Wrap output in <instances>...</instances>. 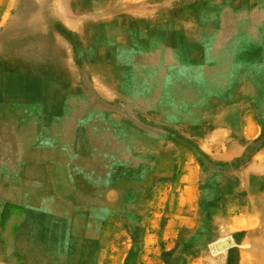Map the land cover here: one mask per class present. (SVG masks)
<instances>
[{
  "label": "rangeland",
  "instance_id": "obj_1",
  "mask_svg": "<svg viewBox=\"0 0 264 264\" xmlns=\"http://www.w3.org/2000/svg\"><path fill=\"white\" fill-rule=\"evenodd\" d=\"M263 44L264 0H0V264H44L10 251L21 223L50 264H236L262 226Z\"/></svg>",
  "mask_w": 264,
  "mask_h": 264
},
{
  "label": "bare ground",
  "instance_id": "obj_2",
  "mask_svg": "<svg viewBox=\"0 0 264 264\" xmlns=\"http://www.w3.org/2000/svg\"><path fill=\"white\" fill-rule=\"evenodd\" d=\"M45 1V0H44ZM80 1V0H79ZM242 1V0H241ZM37 2V1H36ZM113 2V1H112ZM217 2V1H216ZM236 2V1H235ZM82 3H83V1H82ZM99 3V2H98ZM105 3V2H104ZM15 4V3H14ZM99 4H101V3H99ZM85 5H86V2H85ZM153 5V4H152ZM3 6V5H2ZM9 6H10V4H9ZM16 6H18V5H16ZM35 6H36V3H35ZM104 6V5H103ZM220 6V5H219ZM233 6V5H232ZM231 6V7H232ZM262 6V5H261ZM180 7V6H179ZM182 7V6H181ZM200 7V6H199ZM246 7V6H245ZM263 7V6H262ZM6 8V7H5ZM15 8V7H14ZM17 8V7H16ZM82 8V7H81ZM233 8H234V6H233ZM241 8V7H240ZM200 10V9H199ZM212 10V9H211ZM214 10V9H213ZM216 10V9H215ZM214 10V11H215ZM26 11V10H25ZM39 11V10H38ZM45 11V10H44ZM83 11H84V9H83ZM132 11V10H131ZM149 11H154V10H149ZM156 11V10H155ZM210 11V10H209ZM234 11V10H233ZM243 11V10H242ZM32 12V11H31ZM257 12V11H256ZM263 12V11H262ZM21 13V12H20ZM28 13V12H27ZM85 13H86V11H85ZM113 13V12H112ZM148 14V13H147ZM188 14V13H187ZM191 14V13H190ZM5 15V14H4ZM23 15V14H22ZM21 15V16H22ZM25 15V14H24ZM46 15V14H45ZM140 15V14H139ZM141 15H142V13H141ZM161 15H163V14H161ZM261 15V14H260ZM36 16V15H35ZM145 16V15H144ZM169 16V15H168ZM187 16V15H186ZM216 16V15H215ZM234 16V15H233ZM258 16H259V14H258ZM13 17V16H12ZM32 17V16H31ZM99 17V16H98ZM102 17V16H101ZM160 17H162V16H160ZM23 18V17H22ZM164 18V17H163ZM169 18V17H168ZM240 18V17H239ZM12 19V18H11ZM20 19V18H19ZM140 19V18H139ZM13 20V19H12ZM161 20V19H160ZM171 20V19H170ZM26 21H27V19H26ZM26 21H24V22H26ZM88 21V20H87ZM119 21H121V20H119ZM127 21V20H126ZM134 21V20H133ZM145 21V20H144ZM180 21V20H179ZM187 21V20H186ZM251 21V20H250ZM20 22H21V20H20ZM39 22V21H38ZM115 22V21H114ZM113 22V23H114ZM116 22L118 23V21L116 20ZM115 22V23H116ZM135 22V21H134ZM137 22V21H136ZM184 22H185V20H184ZM34 23V22H33ZM112 23V24H113ZM116 23V24H117ZM132 23V22H131ZM141 23H144V22H141ZM148 23V22H147ZM154 23V22H153ZM224 23V22H223ZM10 24V23H9ZM35 24V23H34ZM105 23H103V25H104ZM152 24V23H151ZM157 24V23H156ZM48 25V24H47ZM55 25V24H54ZM98 25V24H97ZM103 25H102V27H103ZM145 25H146V23H145ZM177 25V24H176ZM210 25V24H209ZM208 25V26H209ZM42 26V25H41ZM58 26H59V24H58ZM96 26V25H95ZM118 26V25H117ZM120 26V25H119ZM122 26V25H121ZM120 26V27H121ZM140 26V25H139ZM152 26V25H151ZM193 26V25H192ZM210 26H212V25H210ZM209 26V27H210ZM216 26V25H215ZM226 26V25H225ZM15 27V26H14ZM16 27H17V25H16ZM97 27V26H96ZM165 27V26H164ZM181 27V26H180ZM196 27V26H195ZM213 27V26H212ZM224 27V26H223ZM13 28V27H12ZM61 28V27H60ZM149 28V27H148ZM153 28V27H152ZM217 28V27H216ZM22 29V28H21ZM27 29V28H26ZM33 29V28H32ZM160 29V28H159ZM174 29V28H173ZM194 29V28H193ZM215 29V28H214ZM102 30V29H101ZM139 30V29H138ZM166 30V29H165ZM164 30V31H165ZM227 30V29H226ZM36 31H38V30H36ZM133 31V30H132ZM147 31V30H146ZM193 31H195V30H193ZM101 32V31H100ZM184 32V31H183ZM182 32V33H183ZM29 33V32H28ZM147 33V32H146ZM165 33H166V31H165ZM213 33V32H212ZM26 34V33H25ZM101 34V33H100ZM153 34V33H152ZM151 34V35H152ZM174 34V33H173ZM172 34V35H173ZM179 34V33H178ZM40 35V34H39ZM118 35V34H117ZM180 35V34H179ZM178 35V36H179ZM36 36H37V34H36ZM48 36V35H47ZM95 36V35H94ZM105 35L103 34V38H105L104 37ZM156 36V35H155ZM256 36V35H255ZM20 37V36H19ZM29 37V36H28ZM120 37V36H119ZM215 37V36H214ZM24 38V37H23ZM138 38V37H137ZM178 38V37H177ZM30 39V38H29ZM32 39V38H31ZM117 39V38H116ZM172 39H174V37H172ZM176 39V38H175ZM17 40V39H16ZM50 40H52V38L50 39ZM95 40V39H94ZM142 40V39H141ZM179 40V39H178ZM182 40V39H181ZM25 41V40H24ZM174 41V40H173ZM77 42V41H76ZM92 42V41H91ZM94 42V41H93ZM92 42V43H93ZM119 42V41H118ZM123 42V41H122ZM175 42V41H174ZM88 43V42H87ZM141 43V42H140ZM177 43V42H176ZM17 44H19V43H17ZM21 44V43H20ZM123 44H125V43H123ZM53 45V44H52ZM95 45V44H94ZM190 45V44H189ZM264 45V44H263ZM88 46V45H87ZM90 46V45H89ZM124 46V45H123ZM192 46V45H191ZM197 46V45H196ZM92 47V46H91ZM99 47H101V46H99ZM125 47V46H124ZM195 47V46H194ZM193 47V48H194ZM54 48V47H53ZM104 49V48H103ZM93 50V49H92ZM98 50V49H97ZM208 50V49H207ZM54 51V50H53ZM190 51H194V50H190ZM214 51V50H213ZM95 52V51H94ZM97 52V51H96ZM182 52V51H181ZM180 52V53H181ZM211 52V51H210ZM264 52V51H263ZM186 53H188V52H186ZM190 53V52H189ZM194 53V52H193ZM257 53H259V52H257ZM261 53V52H260ZM260 53H259V56H260ZM82 54V53H81ZM84 54V53H83ZM97 54V53H96ZM191 54V53H190ZM254 54V53H253ZM107 55V54H106ZM179 55V54H178ZM183 55V54H182ZM59 56H60V54H59ZM85 56V55H84ZM255 56V55H254ZM262 56V55H261ZM264 56V55H263ZM75 57V56H74ZM95 57V56H94ZM96 57H98V55L96 56ZM105 57V56H104ZM57 58H58V56H57ZM106 58H108V57H106ZM210 58V57H209ZM261 58V57H260ZM121 59V58H120ZM264 59V58H263ZM59 60V59H58ZM93 60H94V58H93ZM57 61V60H56ZM98 61V60H97ZM139 61V60H138ZM198 61V60H197ZM137 62V61H136ZM190 62V61H189ZM189 62H187V63H189ZM211 62V61H210ZM67 63V62H66ZM186 63V64H187ZM43 64V63H42ZM47 64V63H46ZM52 64V63H51ZM107 64H108V62H107ZM189 65V64H188ZM200 66V65H199ZM58 67V66H57ZM121 67V66H120ZM91 68V67H90ZM113 68V67H112ZM114 69V68H113ZM127 69V68H126ZM58 70V69H57ZM98 71H100L99 69H97ZM117 70V69H116ZM106 71V70H105ZM109 71V70H108ZM112 71V70H111ZM171 71V70H170ZM57 72V71H56ZM125 72V71H124ZM4 73V72H3ZM196 73V72H195ZM243 73V72H242ZM5 74V73H4ZM170 74V73H169ZM175 74H176V72H175ZM1 75V74H0ZM104 75V74H103ZM195 75V74H194ZM59 76V75H58ZM112 76V75H111ZM121 76V75H120ZM124 76V75H123ZM127 76V75H126ZM175 76V75H174ZM182 76V75H181ZM3 77V76H2ZM113 77V76H112ZM195 78V77H194ZM1 79V78H0ZM42 79V78H41ZM175 79V78H174ZM188 79V78H187ZM192 79V78H191ZM237 79V78H236ZM177 80V79H176ZM190 80V79H189ZM204 80V79H203ZM43 81V80H42ZM114 81V80H113ZM123 81V80H122ZM178 81V80H177ZM242 81V80H241ZM240 81V82H241ZM4 82V81H3ZM36 82V81H35ZM169 82V81H168ZM176 82V81H175ZM174 82V83H175ZM180 82V81H179ZM64 83V82H63ZM190 83V82H189ZM4 84V83H3ZM112 84V83H111ZM121 84H123V83H121ZM177 84V83H176ZM181 84V83H180ZM184 84H186V83H184ZM5 85V84H4ZM40 85V84H39ZM46 85V84H45ZM189 85V84H188ZM7 86H9V85H7ZM40 86H42V85H40ZM119 86V85H118ZM125 86V85H124ZM183 86V85H182ZM235 86V85H234ZM1 87V86H0ZM10 87V86H9ZM16 87V86H15ZM33 87H34V85H33ZM37 87V86H36ZM44 87V86H43ZM236 87V86H235ZM237 88V87H236ZM242 88V87H241ZM249 88V87H248ZM13 89H14V87H13ZM20 89V88H19ZM22 89V88H21ZM27 89H28V87H27ZM41 89V88H40ZM129 89V88H128ZM195 88H193L192 90H194ZM42 90V89H41ZM127 90V89H126ZM166 90H168V88H166ZM236 90V89H235ZM29 91H30V89H29ZM120 91H124V88H123V90H120ZM119 92V91H118ZM126 92V91H125ZM128 92V91H127ZM204 92V91H203ZM250 92V91H249ZM3 93V92H2ZM38 93V92H37ZM169 93V92H168ZM173 93V92H172ZM196 93V92H195ZM241 93V92H240ZM40 94V93H39ZM129 94V93H128ZM204 94H205V92H204ZM192 95V94H191ZM202 96V95H201ZM37 98H39L38 96H37ZM36 98V99H37ZM3 99V98H2ZM205 100V99H204ZM25 101H26V99H25ZM27 101H28V99H27ZM30 102H31V99H30ZM217 102V101H216ZM10 103V102H9ZM28 103V102H27ZM3 104V103H2ZM7 104H8V102H7ZM22 104V103H21ZM65 104V103H64ZM3 105H5V104H3ZM24 105V104H23ZM63 105V104H62ZM6 106V105H5ZM221 106V105H220ZM70 107H71V105H70ZM74 107V106H73ZM214 107V106H213ZM68 108V107H67ZM5 109H8V106H7V108L5 107ZM194 109V108H193ZM197 109V108H196ZM200 110H201V108H199ZM202 109H204V107L202 108ZM67 110V109H66ZM223 111V110H222ZM195 112V111H194ZM198 112V111H197ZM183 113V112H182ZM224 113V112H223ZM196 115H197V113H196ZM217 115V114H216ZM147 116V115H146ZM223 116V115H222ZM251 116V115H250ZM253 116V115H252ZM243 117V116H242ZM197 118V117H196ZM249 119V118H248ZM158 120V119H157ZM195 121V120H194ZM197 121V120H196ZM230 121V120H229ZM250 121H252V120H250ZM219 123V122H218ZM241 125H242V123H241ZM229 126V125H228ZM247 126H248V124H247ZM247 128V127H246ZM248 129H249V127H248ZM247 130V129H246ZM245 130V131H246ZM241 132V131H240ZM217 133V132H216ZM244 133V132H243ZM246 133V132H245ZM232 134V133H231ZM241 134V133H240ZM246 135V134H245ZM238 135H236V137H237ZM235 137V138H236ZM241 137V136H240ZM230 140V139H229ZM228 141V140H227ZM238 142V141H237ZM226 143V142H225ZM229 144V143H228ZM236 144V143H235ZM240 144V143H239ZM260 144V143H259ZM263 144V143H262ZM261 144V145H262ZM232 145V144H231ZM264 145V144H263ZM262 145V146H263ZM229 146V145H228ZM254 146H255V144H254ZM79 147V146H78ZM222 147V146H221ZM244 147V146H243ZM227 148V147H226ZM256 148V147H255ZM259 148V147H258ZM251 151V150H250ZM248 152V151H247ZM255 153V152H254ZM157 154V153H156ZM223 154V153H222ZM225 154V153H224ZM231 154H232V151H231ZM254 155V154H253ZM256 155V154H255ZM264 155V154H263ZM222 156V155H221ZM220 156V157H221ZM229 156V155H228ZM231 156H233V155H231ZM249 157V156H248ZM264 157V156H263ZM157 158V157H156ZM243 158V157H242ZM262 158V157H261ZM223 159V158H222ZM248 159V158H247ZM225 160V159H224ZM227 160V159H226ZM249 160V159H248ZM242 161V160H241ZM257 162V161H256ZM230 163V162H229ZM242 163H244V162H242ZM248 163V162H247ZM255 163V162H254ZM218 164V163H217ZM231 164V163H230ZM214 165H216V164H214ZM223 165V164H222ZM239 166H241V164L239 165ZM246 166V165H245ZM236 167H237V165H236ZM217 168V167H216ZM237 168H239V167H237ZM242 168V167H241ZM184 169V168H183ZM220 169V168H219ZM180 170H182V169H180ZM253 173V172H252ZM229 175V174H228ZM227 175V176H228ZM214 176V175H213ZM240 176V175H239ZM223 177V176H222ZM246 177H248V176H246ZM226 179H227V177H226ZM226 179H224V181L226 180ZM223 180V179H222ZM231 180V179H230ZM246 181V180H245ZM259 181V180H258ZM206 182V181H205ZM217 182V181H216ZM233 182V181H232ZM231 182V183H232ZM260 182V181H259ZM226 183V182H225ZM230 183V182H229ZM236 183V182H235ZM249 183V182H248ZM213 184V183H212ZM221 184H222V182H221ZM250 185V184H249ZM263 185V184H262ZM206 186H207V183H206ZM221 185H219V187H220ZM236 186V185H235ZM256 186H258V185H256ZM230 187V186H229ZM223 189V188H222ZM227 189V188H226ZM231 189V188H230ZM236 189V188H235ZM216 190V189H215ZM253 190V189H252ZM261 190H263V189H261ZM214 192V191H213ZM219 192H221V191H219ZM208 195V194H207ZM261 195V194H260ZM209 196V195H208ZM214 197V196H213ZM216 199V198H215ZM212 200V199H211ZM253 200V199H252ZM256 200H257V198H256ZM251 201V200H250ZM255 201V200H254ZM259 203V204H258ZM257 204V207H258V209L261 211L262 210V212H261V214H262V226L260 227V228H258V229H253V230H251L250 232H245V234H244V238L243 239H241L240 241H238L237 243H241V245H249V248H248V250L247 251H238L237 253H236V255H235V258H236V264H245V263H247V264H264V208H263V206H264V199H261L260 198V200H259V202H258ZM249 205V204H248ZM252 205V204H251ZM208 206H209V204H208ZM263 208V209H262ZM228 210V209H227ZM251 211V210H250ZM258 213V212H257ZM207 216V215H206ZM208 217V216H207ZM253 218H255V217H253ZM258 218V217H257ZM232 219V218H231ZM259 219V218H258ZM255 221H256V218H255ZM232 222V221H231ZM252 222V221H251ZM250 222V223H251ZM232 223H234V222H232ZM254 223V222H253ZM256 224H257V222H256ZM253 225H255V223L254 224H252V226ZM249 226H250V224H249ZM248 226V227H249ZM254 227V226H253ZM248 228H246V229H244V227H242V226H239V227H234V230H236V231H244V230H247ZM212 230V229H211ZM233 230V229H232ZM213 231V230H212ZM214 232V231H213ZM209 234H210V232H209ZM34 232L33 231H31V230H29L28 229V227H27V224H18L17 225V227H15V229H14V231L12 232V234H10V236L8 237V239H7V244H8V247H9V249H10V251H12L14 254H16V253H18L19 251H23L22 249L23 248H26V249H29V250H31L32 251V253H33V255L35 256V258L36 259H38V260H42L43 261V263L44 264H50L51 262H53V260H51V256L50 255H48V254H46L45 253V251H44V248L42 247V246H40V245H37V244H35V241H34ZM217 235V234H216ZM207 238H208V236H206ZM205 237V238H206ZM206 238V239H207ZM53 241V240H52ZM219 242H221V241H219ZM224 241H222L221 243H223ZM189 245V244H188ZM216 247V246H215ZM242 247V246H241ZM216 252H218V251H221V250H223V249H217L216 248ZM225 251V250H224ZM8 252V251H7ZM24 254V253H23ZM217 254V253H216ZM11 260V259H10ZM12 260H13V258H12ZM34 260V259H33Z\"/></svg>",
  "mask_w": 264,
  "mask_h": 264
},
{
  "label": "crops",
  "instance_id": "obj_3",
  "mask_svg": "<svg viewBox=\"0 0 264 264\" xmlns=\"http://www.w3.org/2000/svg\"><path fill=\"white\" fill-rule=\"evenodd\" d=\"M162 8H164L162 6ZM169 8V7H168ZM152 35H154V30L152 31ZM207 60V59H206ZM206 60H203V61H200L199 65H193V67L191 66L190 68V75L191 76H199V80H198V83H204L206 81V76H207V68L205 67L206 66ZM205 65V66H204ZM156 68V67H155ZM154 72H157V68L154 70ZM196 72V73H195ZM195 74V75H194ZM155 75V73H153L151 76ZM204 79V80H203ZM193 82V84L195 82V79L192 78L191 80ZM204 81V82H203ZM197 83V84H198ZM198 86V87H197ZM193 88H195L194 90H192ZM191 91L193 92V95L191 96L192 100L193 101H206V98H207V90H206V87L204 85H191ZM205 94H204V92ZM196 92V93H195ZM202 95V96H201ZM205 99V100H204ZM193 105V104H192Z\"/></svg>",
  "mask_w": 264,
  "mask_h": 264
},
{
  "label": "water",
  "instance_id": "obj_4",
  "mask_svg": "<svg viewBox=\"0 0 264 264\" xmlns=\"http://www.w3.org/2000/svg\"><path fill=\"white\" fill-rule=\"evenodd\" d=\"M227 246V244H225V243H221V244H218L217 246H216V248L217 249H223V248H225Z\"/></svg>",
  "mask_w": 264,
  "mask_h": 264
}]
</instances>
